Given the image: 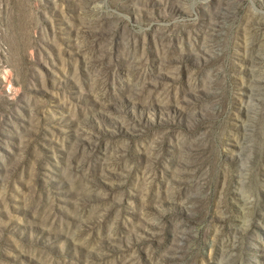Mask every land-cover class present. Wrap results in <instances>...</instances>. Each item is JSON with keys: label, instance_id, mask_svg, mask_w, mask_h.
<instances>
[{"label": "rangeland", "instance_id": "rangeland-1", "mask_svg": "<svg viewBox=\"0 0 264 264\" xmlns=\"http://www.w3.org/2000/svg\"><path fill=\"white\" fill-rule=\"evenodd\" d=\"M0 264H264V0H0Z\"/></svg>", "mask_w": 264, "mask_h": 264}]
</instances>
